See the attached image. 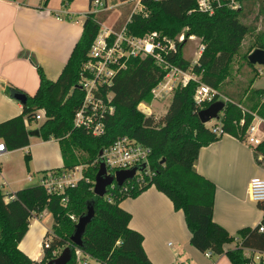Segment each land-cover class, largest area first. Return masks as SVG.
I'll return each mask as SVG.
<instances>
[{"label": "trees", "instance_id": "trees-1", "mask_svg": "<svg viewBox=\"0 0 264 264\" xmlns=\"http://www.w3.org/2000/svg\"><path fill=\"white\" fill-rule=\"evenodd\" d=\"M72 1L62 0V4L67 6ZM238 1L244 3L247 0ZM47 2L45 0L44 5ZM143 4L147 15L133 14L126 24L128 34L144 36L158 31L175 40L176 51H162V58L168 64L190 70L199 80H190L175 91L165 115H147L138 106L144 101H152L151 90L163 79L166 69L150 55L129 58L127 67L118 72L109 88L103 90L113 93L110 105L114 106V112L105 118V133L95 137L87 130L75 127L73 120L84 99L79 86L82 68L101 27L97 14L85 15L81 37L56 80L48 79L31 57L38 70L39 87L34 95L23 92L27 101L22 104L20 115L0 122V141L4 142L7 151L28 147L31 131L28 125L38 122L35 115L42 109L45 120L36 129L42 140H58L64 163L61 168L50 171H67L84 165L91 168L88 173L83 171L90 181L81 179L62 195L50 194L43 186L33 185L11 193L14 198L8 201L0 190V264H47L61 249L72 245L70 236L76 223L70 215H82L90 204L94 206L95 214L79 248L85 263L77 260L74 248L68 264H153L144 250L143 235L129 226L131 213L120 206L122 200L136 197L152 185L172 201L175 210L183 211L191 235L190 243L199 251L225 254L232 264L251 263L245 256V248L264 252V231H259V227L264 226V217L256 227L240 229L236 237L233 236L213 218L215 183L194 168L202 147L219 140L223 134L245 141L255 110L264 117V89L250 90L251 85L243 83L237 91L231 92L226 83L241 41L255 29L241 22L243 8L221 7L210 15L198 9L196 0H144ZM182 32L186 38L198 36L203 41L204 49L193 63L183 57L185 43L177 39ZM255 48L264 49V32L259 33ZM248 64L253 66L249 61ZM199 82L220 94L225 92L229 99L220 118L222 135L213 133L199 119V111L211 104L194 100ZM13 90L18 89L10 87V91ZM218 97L216 95L215 100ZM124 135L151 148L150 173H144L145 168L141 170V180L135 177L121 187L109 188L104 197L96 196L92 181L97 173L95 161L99 152ZM256 149L264 157V139ZM30 159V153L26 154V162ZM62 197L67 198L66 205L62 204ZM257 205L263 209L262 205ZM45 210L53 220V231L50 229L53 236L50 246L45 247L46 231L42 242L44 255L41 261H36L19 249V243L29 229L31 218ZM232 241L237 243L236 247L226 250L225 246ZM257 264H264V261Z\"/></svg>", "mask_w": 264, "mask_h": 264}, {"label": "crops", "instance_id": "crops-1", "mask_svg": "<svg viewBox=\"0 0 264 264\" xmlns=\"http://www.w3.org/2000/svg\"><path fill=\"white\" fill-rule=\"evenodd\" d=\"M44 1L0 0V122L18 116L23 111L22 103L12 98L10 87L29 95H34L39 87L38 70L30 58H34L48 79L56 80L81 37L85 15L93 9L92 0H73L67 6L62 4V0H48L46 5ZM105 2L106 9L97 13L101 27L118 31L127 24L132 5L121 0ZM129 5L130 9L127 8ZM118 10L119 14L116 15ZM259 71L260 74L253 76L250 83H244L251 85L250 90L264 89L254 86L257 77L264 72L262 69ZM241 84L243 83L229 84L228 88L232 86L233 91H237ZM223 96L228 99L226 95ZM253 115L255 122H258V119L264 120L257 110ZM261 127L264 130V122ZM35 138L40 137L30 136L29 146ZM44 143H58L59 166L46 169L43 175L50 170L61 168L64 164L58 140L51 139ZM256 148L257 146L246 141L223 134L219 140L201 148L194 164L198 173L215 183L213 218L231 234L252 227L242 210L241 200L244 195H248L250 179L264 175V157ZM1 185L3 183H0ZM120 206L131 213L129 226L143 235L144 250L153 264H173L180 256L187 259L189 264H232L225 254L212 253L206 256L205 252L191 245V235L183 211L175 210L172 201L154 185L136 197L122 200ZM45 213L49 214L45 210L39 218H43ZM39 218H31L37 224L33 232L38 237L42 234L44 237L48 228ZM31 226L32 223L29 227ZM30 230L31 228L19 243L20 249L32 260L41 261L43 257L38 254L31 255L32 252H28L23 246ZM171 240L176 244L172 253L167 254L164 252V245L167 241L170 245ZM236 244H227L225 249H234Z\"/></svg>", "mask_w": 264, "mask_h": 264}, {"label": "built area", "instance_id": "built-area-1", "mask_svg": "<svg viewBox=\"0 0 264 264\" xmlns=\"http://www.w3.org/2000/svg\"><path fill=\"white\" fill-rule=\"evenodd\" d=\"M144 0H127L132 5L131 13L127 23L135 13H145L146 8L143 4ZM159 1V0H155ZM198 9L210 15L221 7H227L232 10L242 8V3L238 0H196ZM92 12L99 13L106 9L105 0H92ZM190 38H193L190 36ZM179 42L185 41V36L177 37ZM204 49L201 46L199 55ZM176 51L175 40L163 36L158 31H151L144 36H134L128 34L126 24L120 30L115 31L108 27H100V30L95 38L91 50L89 52V59L84 64L79 80L80 89L84 92V99L81 106L75 112L73 124L77 128L87 130L92 136L99 137L105 133V118L114 112V106L110 105L113 93L110 90L103 92L104 89L109 88L115 76L119 71L127 67V61L131 57H146L148 55L155 57L156 61L166 69L163 79L152 88V101H162L170 96H173L179 87H184L190 80L198 81L199 78L190 70H184L176 65L168 64L161 56L162 51ZM216 95L219 96L217 100H222L225 103L228 101L226 97L218 93L209 85L199 82L196 87L194 100L197 103L210 102L213 103ZM141 104V103H140ZM139 104V105H140ZM139 108V106H138ZM152 114V113H150ZM45 118V112L42 109L37 110L35 120L40 121ZM258 119V117L256 118ZM254 120V119H253ZM264 122L258 119V122L252 121L246 130L245 141L253 146H258L264 139V130L261 124ZM243 123V120L241 121ZM211 131L217 135L223 134L221 124H213L209 126ZM102 155H98L95 161L97 171L101 160L105 163L107 173L115 174L120 170H128L134 167L146 165L144 173H150V156L152 150L150 147L138 142L129 136H119L111 145L101 149ZM7 152V148L3 141H0V157ZM84 165H79L67 171H48L45 173L38 185L43 186L50 194L62 195L66 189L75 186L79 180L84 179L89 182V178L84 176ZM79 172V176L76 173ZM143 172L137 171L136 176L138 181L143 178ZM31 180V177H29ZM130 181V180H128ZM126 181V182H128ZM125 182V183H126ZM94 188L95 180L92 181ZM124 183V184H125ZM123 184V185H124ZM7 185L6 182L3 186ZM117 185L115 182L107 187L114 188ZM106 193V195H107ZM105 195V196H106ZM249 199L257 204L263 206L264 209V175L252 177L248 183ZM14 196L8 193L5 199L11 200ZM67 198L62 197V204L66 205ZM34 217H41V213ZM264 217V213H263ZM70 218L77 223L79 216L74 214ZM261 222V221H260ZM48 235L44 239L43 245L50 246V241L53 232L48 229ZM259 231H264V226L259 227ZM249 252L260 253L264 261V252L255 251L253 249L245 248V256L251 259L250 264H256L253 256ZM75 254L77 260L85 263V256L79 248H76ZM206 256L212 254L211 251L205 252ZM260 260V261H261ZM176 264H185L183 261H176Z\"/></svg>", "mask_w": 264, "mask_h": 264}, {"label": "rangeland", "instance_id": "rangeland-1", "mask_svg": "<svg viewBox=\"0 0 264 264\" xmlns=\"http://www.w3.org/2000/svg\"><path fill=\"white\" fill-rule=\"evenodd\" d=\"M128 9L131 8V5L127 6ZM242 14L244 16L241 18V22L249 26L251 29H255L250 33L246 34L244 39L241 41L239 46L238 53L235 55L232 63H231V75L227 79L226 83L228 84H239V83H249L253 76L257 73L260 74V69L264 71V65L255 64L251 66L248 64V56L251 54L256 48L255 46L259 40V33L264 32V0H247L242 3ZM126 13V9L124 10ZM119 14L116 11V15ZM125 17V16H124ZM122 26V25H121ZM180 35L185 34L182 32ZM179 35V36H180ZM178 36V37H179ZM193 38H186L183 45V57L190 62H195L199 56V51L201 46L203 45V41L198 36H192ZM248 55L246 58L245 56ZM258 69V70H257ZM257 71V72H256ZM198 77V76H197ZM199 78V77H198ZM255 87L264 88V72L261 76L257 77L255 81ZM233 91L232 86L229 88ZM225 95V92H221ZM173 96H170L162 101H149V102H142L139 105V109L149 115L150 113L154 114L156 117H160L165 115L169 104L171 103ZM220 113V118H221ZM212 119L207 125L211 126L213 124H220L221 119ZM32 122L28 127L30 130H34L43 121ZM208 126V127H209ZM263 129V128H262ZM58 143H44L42 139H33L31 142V146L27 149H17L13 151H8L4 153L0 157V183H8V185H1L0 190L8 196V193H13L17 190L38 185L40 180L43 176L44 171L48 168H55L59 166V158L57 154ZM30 153L31 159L26 162L25 155ZM91 168L85 166L84 172L90 170ZM79 176V172L76 173ZM88 176V175H87ZM31 177V180H29ZM93 191V189H92ZM241 206L244 214L248 218V224L252 226L251 228L256 227L264 213V209L259 208L255 203L249 200L248 195H244L241 200ZM48 212V211H47ZM49 213V212H48ZM50 216V217H49ZM41 222L44 223V226L48 229H51V225L53 223L51 214H44ZM35 220L32 219L30 223L32 226L28 236L24 240L23 246L26 248L28 252H32L31 255L43 257V234L38 237V235L34 234L33 230L35 225H37ZM52 230V229H51ZM45 231V230H44ZM53 231V230H52ZM27 234V233H26ZM236 237V233L232 234ZM170 245H164V252L165 253H172V250L175 247V242L173 240L170 241ZM231 246L235 244V241L229 243ZM20 249V246H19ZM21 250V249H20ZM63 249L60 250L59 254ZM22 251V250H21ZM25 253V251H22ZM27 255V253H25ZM251 256H253L256 264L260 262L263 256L257 252H249ZM30 257V256H29ZM31 258V257H30ZM179 260L183 261L185 264H189L187 259L179 257ZM175 260L174 263L175 264Z\"/></svg>", "mask_w": 264, "mask_h": 264}, {"label": "water", "instance_id": "water-1", "mask_svg": "<svg viewBox=\"0 0 264 264\" xmlns=\"http://www.w3.org/2000/svg\"><path fill=\"white\" fill-rule=\"evenodd\" d=\"M248 60L251 64H259L264 65V49L256 48L251 54L248 56ZM12 98L20 101L22 104L27 101V96L18 90L11 91ZM225 107V102L222 100H217L211 103L207 108L201 109L198 113L199 119L202 123L207 124L212 119H219L220 113L223 111ZM31 137H40L39 129H34L30 131ZM99 155H102V150H100ZM146 165L134 167L128 170H120L115 174H108L105 163L103 160L99 163V169L95 175V184L93 188V193L96 196L104 197L107 193V187L113 184L114 182L118 187L123 186V184L135 178L137 171L144 170ZM95 214L94 206L88 205L87 211L79 216L78 222L74 226L73 233L70 236V241L72 245L65 247L61 253L49 260L47 264H68L73 256L74 248L82 247L83 243V235L86 231L87 225L93 219Z\"/></svg>", "mask_w": 264, "mask_h": 264}]
</instances>
